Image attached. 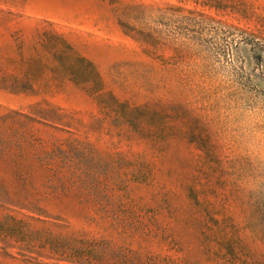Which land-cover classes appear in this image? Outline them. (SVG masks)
Listing matches in <instances>:
<instances>
[{
	"label": "rangeland",
	"instance_id": "rangeland-1",
	"mask_svg": "<svg viewBox=\"0 0 264 264\" xmlns=\"http://www.w3.org/2000/svg\"><path fill=\"white\" fill-rule=\"evenodd\" d=\"M136 33L152 35L163 51L143 53ZM62 40L119 102L150 104L148 125L174 127L148 152L154 182L144 200L162 207L161 219L178 238L195 246L184 223L196 203L222 207L248 233L264 236V0H0V73L27 89L0 91V108L93 123L91 139L102 150L139 153L145 140L126 139L131 129L121 133L70 81L73 70L55 54ZM169 58L172 67L162 62ZM35 130L45 139L68 136ZM42 207L104 234L72 199H46Z\"/></svg>",
	"mask_w": 264,
	"mask_h": 264
},
{
	"label": "trees",
	"instance_id": "trees-1",
	"mask_svg": "<svg viewBox=\"0 0 264 264\" xmlns=\"http://www.w3.org/2000/svg\"><path fill=\"white\" fill-rule=\"evenodd\" d=\"M134 39L147 55L164 49L152 35L136 33ZM62 45L56 59L73 70L70 81L118 123L121 133L131 129L126 139L145 140L147 150H102L91 139L93 123L53 111L46 117L0 108V264H264V236L248 233L213 204L190 208L184 224L195 246L176 236L161 219L162 207L144 200V190L154 182V157L148 152L163 144L160 136L174 127L148 125L150 104L119 102L94 66L64 40ZM162 62L173 66L171 58ZM0 91L21 95L27 89L16 76L0 73ZM157 107L172 111L175 106L159 102ZM37 125L68 136L45 139ZM46 199L76 201L86 212L85 221L101 224L104 234L45 215Z\"/></svg>",
	"mask_w": 264,
	"mask_h": 264
}]
</instances>
